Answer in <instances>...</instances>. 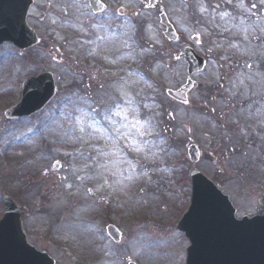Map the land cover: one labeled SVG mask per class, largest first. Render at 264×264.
<instances>
[{
    "label": "rangeland",
    "instance_id": "374dc122",
    "mask_svg": "<svg viewBox=\"0 0 264 264\" xmlns=\"http://www.w3.org/2000/svg\"><path fill=\"white\" fill-rule=\"evenodd\" d=\"M159 1L166 5L170 15H182L172 10L178 4L176 0ZM76 2L36 0L29 24L40 36L41 45L32 53L16 56L12 50H4L3 59L0 60V139L5 141L8 149L5 160L0 155V192L21 194L20 204L24 214L26 211V223L35 220V227H38L37 232H29V238L40 249H49L56 258V264H186L188 241L177 230L190 203L189 185L186 177L181 174L185 171L184 163L187 164L184 160L185 150H182L177 140L179 134H183L179 131H182L180 128H183L186 121L192 120L194 138L205 161L202 168L207 169L212 164V174L224 191L231 195L235 204L243 211H252L258 206L264 191L255 185L258 180H235L221 172L222 159L213 152L216 148L210 144L216 131L207 129V119L203 120L204 123L201 120L203 117H196L193 111L190 113L184 110L185 115L181 113L184 116L180 121L178 114L183 107L166 95L167 90L176 87L174 62L167 63L165 67L160 65L164 63L163 60L156 67L151 62L148 76L149 84L154 87L153 100L143 98L142 103L134 94L125 95L126 100L137 103L138 113L134 118L141 123L149 122L152 128L150 133L141 137L134 129V135L128 140L121 138L117 148L110 140L108 143L99 138V133L88 126L91 121L85 118L76 123L74 129L69 127L71 130L66 131V119L64 113H61L63 94L70 83L76 82L79 85L77 80L80 77L66 71L69 57L71 62L74 58L67 30L61 27L55 29L51 24L48 27L45 15L39 13L47 11L51 14L50 18L58 21L54 13L64 15L66 9L76 6ZM112 2L113 11L146 15L139 0ZM199 2L191 0L190 4L196 5ZM193 9L194 12H202L200 8ZM182 24L189 25V21L183 19ZM156 32L155 26L142 27L134 18L132 35L155 38ZM43 70L56 74L58 97L26 123H8L9 120L4 118L5 113L20 102L24 81L28 76H37ZM196 99V96L190 95L188 104L194 106ZM142 112L145 114L144 121ZM27 123L32 126L34 135L30 129L26 132ZM156 138H165L169 144L159 146L154 142ZM101 140L103 146H106L105 151L113 148L118 154L104 167V175L109 176L110 168L112 173L118 168L117 173L124 172L123 177L126 176V179L116 177L110 180L104 176L92 184L86 177V171L93 169L96 172L97 163L92 162L89 167L83 168L77 157L85 159L87 153L96 159L92 149L94 147L90 146L97 145ZM78 146L80 149L76 150ZM122 150L126 152L125 155L119 154ZM57 163L60 168L55 171ZM12 178L17 180L14 185ZM110 182L112 187L109 186ZM89 188L96 190V193L92 196L88 192L83 194ZM110 201L114 203L113 206L109 205ZM31 208L33 213L29 212ZM109 222L120 227L124 236L121 244L111 245V251L108 252L105 238H108L106 227ZM48 224L66 242L53 237L48 238L46 244L43 237L46 234L44 227Z\"/></svg>",
    "mask_w": 264,
    "mask_h": 264
},
{
    "label": "flooded vegetation",
    "instance_id": "af4514ba",
    "mask_svg": "<svg viewBox=\"0 0 264 264\" xmlns=\"http://www.w3.org/2000/svg\"><path fill=\"white\" fill-rule=\"evenodd\" d=\"M87 1L82 0L83 5ZM98 1L105 6L101 9L103 13L81 12L77 29L72 28L76 31L75 35L67 36L68 43L79 49L84 69L87 60L94 61L95 68L88 73L95 75L96 82L112 81L110 75L116 74L112 68L127 64V50L132 46L130 40L134 39L132 29L135 18L142 27H156L157 37L163 42L156 49L157 58L164 62L172 58L177 65L178 90L185 87L189 78L186 59H182L186 49H192L205 59L203 71L192 78L194 89L190 95L197 97L196 104L188 105L196 115L205 112L212 126L218 127V122L221 123L226 134V140L223 138L225 162L232 166L242 157L245 147L264 142V12L243 10V13L201 17L167 15L179 33L175 44H165L166 32L161 25L165 7L161 2L149 8L148 0H139L142 8L150 12L133 15L131 11H113L112 0ZM180 2L176 5L179 14L183 8ZM245 7L251 9L249 4ZM185 16L191 19L189 25H182ZM101 23L103 28L98 26ZM136 36L143 41V45L149 46L150 37ZM203 73H207L205 81L197 83V78ZM245 127L252 135L251 141L247 146H238L240 132Z\"/></svg>",
    "mask_w": 264,
    "mask_h": 264
},
{
    "label": "water",
    "instance_id": "95a60500",
    "mask_svg": "<svg viewBox=\"0 0 264 264\" xmlns=\"http://www.w3.org/2000/svg\"><path fill=\"white\" fill-rule=\"evenodd\" d=\"M32 3L33 0L13 1L12 7L16 9L14 12L21 16L5 17V23L12 26L13 30L6 33L1 31L0 42L11 40L21 49L38 42L25 23ZM9 11L0 6V14ZM54 94L51 74L31 79L25 85L22 103L10 111L7 117L31 115L42 109ZM191 176L194 186L192 207L179 227L191 242L187 250V264H264V199L258 215H244L239 219L237 208L228 196L222 194L220 187L195 170ZM7 213L0 228V264H54L46 255L35 250L32 252L23 235H20L21 241L13 240L7 232L14 214L12 204L8 206ZM18 217L17 213L14 224L19 234L21 229Z\"/></svg>",
    "mask_w": 264,
    "mask_h": 264
},
{
    "label": "snow or ice",
    "instance_id": "6c2138e0",
    "mask_svg": "<svg viewBox=\"0 0 264 264\" xmlns=\"http://www.w3.org/2000/svg\"><path fill=\"white\" fill-rule=\"evenodd\" d=\"M103 7L102 4L96 3V10L99 11ZM103 28L104 25L101 23L98 25ZM136 112L138 109L127 100H117L110 106L106 107L103 112L97 114L96 109H92L90 113H85L82 116V119L85 117L90 118L91 123L88 125L89 128L93 131L99 132L101 136H107V139L112 143H118L121 138L128 140L132 137V134L127 131L131 126L140 133L141 137L152 131L151 125L149 122L141 123L138 119L129 120L128 116L124 113L126 111ZM118 117H123L122 119H117ZM83 131V128H81ZM142 142V141H141Z\"/></svg>",
    "mask_w": 264,
    "mask_h": 264
}]
</instances>
